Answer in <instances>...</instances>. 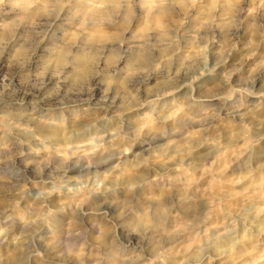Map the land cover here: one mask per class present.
<instances>
[{"label":"clouds","instance_id":"9594fccd","mask_svg":"<svg viewBox=\"0 0 264 264\" xmlns=\"http://www.w3.org/2000/svg\"><path fill=\"white\" fill-rule=\"evenodd\" d=\"M0 264H264V0H0Z\"/></svg>","mask_w":264,"mask_h":264}]
</instances>
